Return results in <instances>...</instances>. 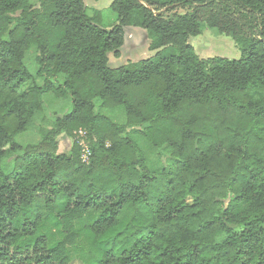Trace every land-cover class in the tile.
Listing matches in <instances>:
<instances>
[{"label":"trees","instance_id":"obj_1","mask_svg":"<svg viewBox=\"0 0 264 264\" xmlns=\"http://www.w3.org/2000/svg\"><path fill=\"white\" fill-rule=\"evenodd\" d=\"M110 10L106 29L83 0H0V264H264V0ZM202 24L240 58H200L188 40ZM128 27L155 54L111 68ZM50 95L70 104L52 120ZM38 120L40 140L21 146ZM60 139L73 141L62 154Z\"/></svg>","mask_w":264,"mask_h":264},{"label":"rangeland","instance_id":"obj_2","mask_svg":"<svg viewBox=\"0 0 264 264\" xmlns=\"http://www.w3.org/2000/svg\"><path fill=\"white\" fill-rule=\"evenodd\" d=\"M31 3L37 6V0H29ZM88 15H92L94 11L100 12V25L103 28L109 29L110 27L117 24L116 15L110 10V4L113 0H83ZM157 3H163L165 0H155ZM188 10L184 9H175L174 11H168L167 8L162 6L158 7L157 13L161 14L164 18H169L173 14H183ZM131 29H135L133 27H128L125 29L127 33V42L124 43L122 49L120 50V58L114 57L112 54H109V66L111 68H117L119 66L125 65L128 62H137L139 60L147 59L148 57H152L155 54V51H150L147 48L148 39L146 37V33H141L140 31H136L134 34ZM135 40V43L131 44V41ZM189 44L192 46L194 52L200 58H226V59H239L241 56V52L235 42L231 37L226 36L224 34H219L216 31L208 28L205 24H202L201 33L195 37H191L188 40ZM36 52L34 48L30 49L24 57V65L27 70L32 74L36 73V63H35ZM61 79H58V82H61ZM41 81L37 78L33 80L26 88L31 87L35 84H41ZM44 110L43 114L48 120H52L57 116H62L67 113L69 109V101H56L52 95L44 97ZM120 118H118L119 120ZM43 127L42 123L38 120L34 123L30 131L24 133V136L18 141L20 144L24 145L26 143H37L39 140L38 128ZM84 133H80L78 135L79 144L82 148V156L81 159L84 162H87V158L89 156V150L87 144L84 142ZM72 140L70 139H60L58 145V153L62 154L67 152L71 145ZM145 157L154 170H159L162 165H166L167 154L162 155L160 149H154L150 145L145 144L144 146ZM165 154V153H164ZM11 159H8L7 162H11ZM75 255H71V263L70 264H80L76 259Z\"/></svg>","mask_w":264,"mask_h":264},{"label":"crops","instance_id":"obj_3","mask_svg":"<svg viewBox=\"0 0 264 264\" xmlns=\"http://www.w3.org/2000/svg\"><path fill=\"white\" fill-rule=\"evenodd\" d=\"M126 29V28H125ZM131 31L135 34L136 33V31H140L141 33H146L144 30H142V29H140V28H135V29H131ZM125 33V37H124V43H126L127 42V33L126 32H124ZM137 34V33H136ZM146 35V34H145ZM147 37V36H146ZM132 43H135V40H133V41H131V44ZM148 43V42H147ZM132 45H134V44H132ZM147 48H148V45H147ZM122 49V48H121ZM24 136V133L23 134H21V135H19V136H17V138H16V141L18 142V141H20L21 140V138ZM39 140H40V138H39ZM38 140V141H39ZM37 141V142H38ZM19 143V142H18ZM20 144V143H19ZM28 144H35V143H26V144H24V145H22V144H20L21 146H26V145H28Z\"/></svg>","mask_w":264,"mask_h":264},{"label":"built area","instance_id":"obj_4","mask_svg":"<svg viewBox=\"0 0 264 264\" xmlns=\"http://www.w3.org/2000/svg\"><path fill=\"white\" fill-rule=\"evenodd\" d=\"M87 160H88V158H87ZM84 162V161H83Z\"/></svg>","mask_w":264,"mask_h":264}]
</instances>
